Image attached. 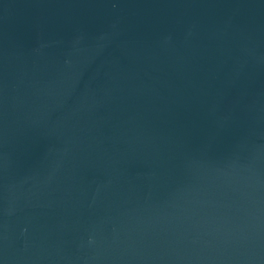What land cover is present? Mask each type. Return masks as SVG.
<instances>
[{
    "label": "water",
    "instance_id": "95a60500",
    "mask_svg": "<svg viewBox=\"0 0 264 264\" xmlns=\"http://www.w3.org/2000/svg\"><path fill=\"white\" fill-rule=\"evenodd\" d=\"M0 264H264V0H0Z\"/></svg>",
    "mask_w": 264,
    "mask_h": 264
}]
</instances>
